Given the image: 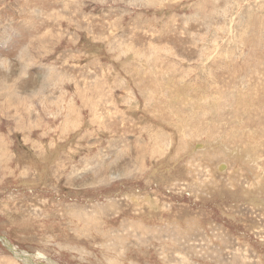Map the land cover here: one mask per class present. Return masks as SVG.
Segmentation results:
<instances>
[{
  "label": "rangeland",
  "instance_id": "374dc122",
  "mask_svg": "<svg viewBox=\"0 0 264 264\" xmlns=\"http://www.w3.org/2000/svg\"><path fill=\"white\" fill-rule=\"evenodd\" d=\"M7 243L264 264V0H0V264H26Z\"/></svg>",
  "mask_w": 264,
  "mask_h": 264
},
{
  "label": "bare ground",
  "instance_id": "6f19581e",
  "mask_svg": "<svg viewBox=\"0 0 264 264\" xmlns=\"http://www.w3.org/2000/svg\"><path fill=\"white\" fill-rule=\"evenodd\" d=\"M219 167H220V168H225L226 165H225V164H221ZM7 244H10V243H7ZM15 248H16V247H15ZM9 249L12 250V252H14V254H15L17 257H19V259L22 260L24 263H26V264H38V263H36L35 261L32 260V259H33L32 256H30V255H26V254L23 255V254H20L19 252H16L15 250H13L11 244L9 245ZM38 256L41 257V258H44V257H45V256L42 255V254H39ZM46 259H47V258H46ZM47 264H48V263H47ZM50 264H52V263H50Z\"/></svg>",
  "mask_w": 264,
  "mask_h": 264
}]
</instances>
